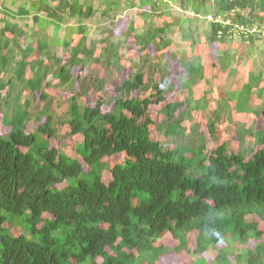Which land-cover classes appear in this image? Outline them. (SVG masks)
I'll use <instances>...</instances> for the list:
<instances>
[{"label":"trees","instance_id":"1","mask_svg":"<svg viewBox=\"0 0 264 264\" xmlns=\"http://www.w3.org/2000/svg\"><path fill=\"white\" fill-rule=\"evenodd\" d=\"M4 1L0 5L4 18L0 28V109L8 131L0 133V264H156L164 254L186 250L191 232L198 233L192 255L228 245L219 249L211 264H264L263 232L257 222H247L250 216L264 222V128L252 132L241 128V144L245 145L248 134L254 141L253 147L243 151H231L228 144H222L207 152L196 125L190 138L193 142L182 143L187 132L183 123L192 120L200 110L199 103L205 102L193 90L203 68L201 58L192 62L165 51L170 46L169 23L161 21V15L167 12L163 8L167 0H139V6L147 8L141 13L146 29L133 40L140 56L151 55L153 47L154 56L177 59L186 77L179 83L162 77L160 82L153 77L147 80L143 65L135 63L134 72L115 84L113 96L93 104L85 102V79L75 76L73 70L95 61L109 71H121L120 45L112 42L111 34L103 40L98 57L95 47L87 45L84 21L97 13L93 0H20L16 12L3 6ZM136 4V0H100L101 14L111 16ZM180 8L211 15L207 37L211 44L227 41L232 27L225 22L230 18L233 24L242 23L250 30L264 22V16H259L264 13V0H182ZM247 9L250 13L245 18L241 11ZM31 15L36 24L31 34L8 19ZM68 19L78 24L68 25L61 38L58 34ZM50 26L51 35L47 32ZM129 30H135L134 25ZM73 33L79 35L75 44L69 41ZM24 36L32 42H22ZM189 38L185 31L183 39ZM260 38L257 33L245 39L254 48V41ZM60 47L67 59L58 55ZM218 58L223 70L234 60L226 53ZM152 64L161 66L155 61ZM162 70L168 72L165 67ZM262 75L250 73L248 84L228 97L237 100L238 114L249 112L243 103L259 87ZM50 77L54 84L48 82ZM55 84L78 86L72 93L66 92L67 101L58 96L56 108L61 110L69 134L81 138L77 146L80 160L51 146L56 116L49 89ZM177 85L181 95L168 100ZM104 86L103 81L96 84L101 92ZM26 91L43 103L36 114L29 111ZM261 92L258 90L259 96ZM107 104L112 109L103 112ZM155 105H161L164 117L156 127L174 139L172 149L153 138L155 122L150 108ZM233 113L230 120H234ZM254 113L264 116V110ZM219 114L218 107L209 114L207 128L212 138L221 123ZM33 119L35 130L31 131ZM119 154L125 156L121 164L111 168L104 162ZM104 171L109 172L108 183L103 180ZM11 227L20 229L19 233ZM165 234L178 242L176 248L159 244ZM250 242L255 247H247ZM236 244L245 248L239 255L228 254ZM199 260L206 263L201 257L196 264Z\"/></svg>","mask_w":264,"mask_h":264},{"label":"rangeland","instance_id":"2","mask_svg":"<svg viewBox=\"0 0 264 264\" xmlns=\"http://www.w3.org/2000/svg\"><path fill=\"white\" fill-rule=\"evenodd\" d=\"M13 0H5L3 6H6L12 11H18V5L21 3L18 0L17 4H11ZM159 1V0H157ZM182 0H167L163 6L167 12H162L161 21L169 23V29L167 32V37L170 40V46L165 49L167 52H172L178 58H185L188 61L195 62L197 58H201L202 66V78L198 82V85L194 87V93L197 99L205 100L206 105L199 103L200 110L195 111V114L192 116V120L188 119L183 123V126L186 127L187 132L182 143L189 144L192 141L193 135V125L195 130L197 129L198 135L205 138L206 151L210 152L219 145L228 144V147L231 151H243L249 147H253V139L250 134L246 135L245 145L243 146L239 140V133L241 128H244L250 132L260 130L264 128V116L257 115L254 113L256 110H264V22L257 27L255 26L249 32H246L242 27L244 24H233V20H227L226 25L232 27L230 31V36H228L227 41L221 43H208L207 37L210 34L211 28L209 23L213 21L211 15H196L193 11L183 10L181 7ZM211 2V0H209ZM3 3V0H0V5ZM124 3V0H123ZM135 8H125V6L119 11L114 12L111 16H103L101 14L103 6L100 5V0H93L94 9H96V14L89 20L84 21V26L87 31V45H93L95 47V57H98L102 47L104 46L103 40L108 36L112 35V42L117 45H120V60H121V71L117 72L107 67L103 66L98 62H87L84 65H81L73 70V74L80 79H85L86 87L88 92L86 94L85 102L94 103L97 99L103 98L104 101H107L111 96L115 94V84L126 77L128 74L133 73L135 70V63H140L143 65L142 70H145L146 79L148 77H153L156 80H161L169 82H178L181 78L186 77L184 73V68L181 64L178 63L177 59L172 56L168 59L159 58V55L154 56L155 50L153 47H150L151 55L140 56L138 54L139 50L137 45L133 40L135 34H143L146 25L143 22L141 13L147 9H142L140 1L136 0ZM250 9L241 11V15L247 18L249 16ZM45 15V13H41ZM31 15L26 19L20 18H11L8 19L17 23L20 29L29 34L32 33L33 29L36 28ZM263 17L264 13L259 14ZM231 17H235L234 13L231 14ZM264 18V17H263ZM187 19H192L188 24L183 23ZM220 21V19H218ZM160 22V20H159ZM161 23V22H160ZM4 18L0 14V28L3 27ZM78 22L74 19H68V22H65L62 26L61 31L59 32V37L65 35L66 27L76 26ZM131 25H134L135 30L130 33L129 28ZM53 26H50L47 29L49 35L52 34ZM185 31L189 33V39L184 40L183 34ZM261 31V32H260ZM261 33V38L254 41L255 47L251 46L250 43L246 42L247 35H254ZM74 34V33H73ZM130 35V36H129ZM25 39L22 42L31 43L32 41L24 36ZM79 35L74 34L72 38L69 39L73 44L77 42ZM223 53L229 54L233 61H231V66L226 70H223V67L219 63V55ZM58 55L67 59V54L64 53L62 48L58 49ZM33 58L35 56H32ZM153 61L160 63L161 66L157 67L153 65ZM165 67L168 72H164L162 68ZM160 68V69H159ZM250 73L259 74L262 73L261 83L258 88H253L252 92L249 94V97L246 98L244 102L245 111L248 113H237V100L229 101L228 97L231 93H236L243 89V87L248 84ZM105 83L104 90L101 92L96 87L97 83ZM48 82L52 84L55 83L51 77L48 79ZM97 82V83H96ZM160 82V81H159ZM179 83V82H178ZM177 83V84H178ZM177 88L174 90L173 97L167 98L172 100L176 96H180L181 93ZM73 89L77 90V85H69L67 87H57L56 84L49 89V95L54 99L53 109L55 112L56 120L53 124V127L56 129V134L54 138H51V146L55 147L72 158L81 159L77 153V146L81 142L80 137L76 135L69 134V128L66 127L63 123L62 112L57 109V100L67 101V93H72ZM258 90H262L261 96L258 94ZM67 92V93H66ZM5 91L2 92L4 95ZM62 93V95H61ZM25 97H29L31 101V106L29 111L32 114H36L42 108L43 103L40 102L38 97L30 95L28 91L25 93ZM58 96H60L58 98ZM84 99V98H83ZM60 100V101H61ZM201 100V101H203ZM220 109V122L217 124V131L215 137L212 138L210 131L207 128V125L210 124L211 120L210 113H212L216 108ZM112 105L107 104L103 108V112L110 111ZM161 105H155L150 108V113L154 119L155 124L151 126V131L153 133V138L155 141L165 145L166 148L172 149L175 147L174 139H169L165 137L164 134L159 132L158 126L162 123L164 117L160 113ZM190 111V109H189ZM230 112L233 113L234 120H230ZM254 113V114H253ZM3 110L0 109V133L5 134L8 131V128H5L3 124ZM33 120L30 121L29 130H35V125ZM260 148V147H259ZM191 156V155H189ZM125 159L124 154H119L110 158H107L104 162L107 163L111 168L117 164H121ZM103 180L108 183L110 181V175L108 171H104ZM247 222H257L259 224V229L263 232L262 239L264 241V222L256 217L250 216L247 218ZM10 228V227H9ZM13 228L14 233H19L20 229ZM197 232H191L188 237V245L186 250H181L179 253L171 252L168 254L162 255L156 264H196V261L199 258H204L207 264H211L219 254V249L225 248L228 245L214 246L207 253H203L200 256L192 255L197 248ZM166 248H176L178 242L175 241L171 236L165 234L163 239L159 242ZM249 248L255 247L254 242H250ZM245 247L236 244L230 248L228 254L239 255L241 250ZM229 260L233 261V256H229ZM99 261V260H98ZM204 261H198L197 264H206ZM140 264H148L147 262H141Z\"/></svg>","mask_w":264,"mask_h":264},{"label":"clouds","instance_id":"3","mask_svg":"<svg viewBox=\"0 0 264 264\" xmlns=\"http://www.w3.org/2000/svg\"><path fill=\"white\" fill-rule=\"evenodd\" d=\"M227 26H229V25H227ZM244 26V30L246 31V32H250V29L249 28H246V26L245 25H243ZM242 246V245H241ZM244 247V246H243Z\"/></svg>","mask_w":264,"mask_h":264},{"label":"built area","instance_id":"4","mask_svg":"<svg viewBox=\"0 0 264 264\" xmlns=\"http://www.w3.org/2000/svg\"><path fill=\"white\" fill-rule=\"evenodd\" d=\"M244 28V26H242Z\"/></svg>","mask_w":264,"mask_h":264}]
</instances>
